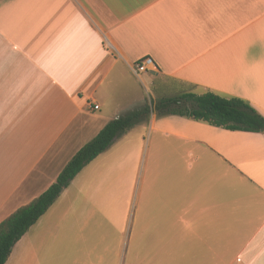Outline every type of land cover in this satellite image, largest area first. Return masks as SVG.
Returning a JSON list of instances; mask_svg holds the SVG:
<instances>
[{
    "label": "crops",
    "instance_id": "0c3cea01",
    "mask_svg": "<svg viewBox=\"0 0 264 264\" xmlns=\"http://www.w3.org/2000/svg\"><path fill=\"white\" fill-rule=\"evenodd\" d=\"M146 56L154 69L135 75ZM146 81L164 87L156 102L210 90L264 117V0H0V221L46 190L83 139L142 107ZM170 116L179 126L162 130L145 209L135 200L127 264H264V132ZM200 155L209 182L206 167L191 185ZM69 185L4 264L83 261L86 214L72 210ZM122 234L91 260L120 264Z\"/></svg>",
    "mask_w": 264,
    "mask_h": 264
},
{
    "label": "rangeland",
    "instance_id": "374dc122",
    "mask_svg": "<svg viewBox=\"0 0 264 264\" xmlns=\"http://www.w3.org/2000/svg\"><path fill=\"white\" fill-rule=\"evenodd\" d=\"M111 77L112 75L109 78ZM115 83L119 89L125 91V88L132 82L122 75ZM142 87L141 102L143 106L146 104L149 106L148 114L142 116L136 124L116 138L108 150L84 166L66 191L65 197L72 202L74 213L83 207L86 214L82 227L84 233L82 251L85 256L83 261L79 262L74 254L76 261L71 264H100L98 258L91 260L93 254H99L95 247L113 245L116 239L118 245L120 232L125 236L120 264H127L129 255L126 245L128 249L130 245L132 246L130 248L131 258L139 241V237L136 234L133 235L130 230V215L135 206V200L139 196L142 207L145 209L148 183L156 179V165L162 164V130L177 129L179 126L177 119L174 120L168 114L158 115L153 109V104L156 103L154 98L159 96L158 91H162L164 87L159 83L151 85L147 81L145 87ZM171 93L174 92L171 91ZM166 95L163 93L160 96ZM122 110V115L130 111L125 108ZM152 119H156L157 127L160 129H151ZM83 140L88 142L91 138L86 137ZM189 160L192 168L188 170V178L191 179L188 183L194 185L196 181H199L200 179L194 178V174L206 167H208L205 171L207 179L202 180L209 182V162L202 155ZM209 197L208 194V201ZM69 246L72 247L74 244Z\"/></svg>",
    "mask_w": 264,
    "mask_h": 264
},
{
    "label": "trees",
    "instance_id": "16d2710c",
    "mask_svg": "<svg viewBox=\"0 0 264 264\" xmlns=\"http://www.w3.org/2000/svg\"><path fill=\"white\" fill-rule=\"evenodd\" d=\"M149 109L146 104L107 122L75 152L46 190L0 221V264L6 262L14 244L49 209L82 168L147 115ZM153 109L158 115H179L227 130L264 132V117L247 101L210 90L202 93L186 91L175 97L161 98L153 104Z\"/></svg>",
    "mask_w": 264,
    "mask_h": 264
},
{
    "label": "built area",
    "instance_id": "2783aa9c",
    "mask_svg": "<svg viewBox=\"0 0 264 264\" xmlns=\"http://www.w3.org/2000/svg\"><path fill=\"white\" fill-rule=\"evenodd\" d=\"M155 62L150 56L143 57L139 61H137L133 66V73L135 75H140L141 73L148 72L149 70L154 69ZM94 109H98V105H93Z\"/></svg>",
    "mask_w": 264,
    "mask_h": 264
}]
</instances>
